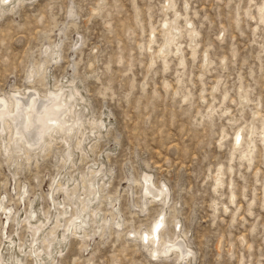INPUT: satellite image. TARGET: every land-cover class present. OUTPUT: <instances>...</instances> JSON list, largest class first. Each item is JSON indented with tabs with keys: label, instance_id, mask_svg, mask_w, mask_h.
Segmentation results:
<instances>
[{
	"label": "rangeland",
	"instance_id": "obj_1",
	"mask_svg": "<svg viewBox=\"0 0 264 264\" xmlns=\"http://www.w3.org/2000/svg\"><path fill=\"white\" fill-rule=\"evenodd\" d=\"M1 4L0 95L69 90L72 81L81 130L98 135L63 169L56 156L66 151L64 140L17 166L0 145V200L14 208L8 219L0 210L1 251L6 235L21 245L35 236L24 222L32 221L30 200L44 211L77 206L57 186L60 170L79 180L93 167L84 180L97 169L107 174L97 203L108 222L100 228L97 217L81 237L56 229L69 236L60 253L58 242L46 245L53 234L36 236L52 250L46 264H264V0ZM238 129L242 140L233 148ZM145 173L168 186L166 203L143 202ZM162 208L165 236L184 232L191 260L151 257L130 234ZM34 262L24 255V264Z\"/></svg>",
	"mask_w": 264,
	"mask_h": 264
},
{
	"label": "bare ground",
	"instance_id": "obj_2",
	"mask_svg": "<svg viewBox=\"0 0 264 264\" xmlns=\"http://www.w3.org/2000/svg\"><path fill=\"white\" fill-rule=\"evenodd\" d=\"M16 1L1 0V5L12 4ZM70 84L71 89L69 90L60 87V91L50 90L48 94H40L35 89L27 88L26 91H12L9 97L0 95V145L3 150L10 151L8 154L10 153L11 163L14 162L17 166L20 163L18 160L24 159L27 162L37 160L39 154L47 155L54 145L53 142L57 140H64L66 144V151L56 156L57 161L62 162L61 169L66 165L70 167L76 164L75 149L85 155L91 137L96 139L98 135L95 132L88 135V130H81L85 119L84 114L80 112L81 108H77L79 97L75 95L79 91L72 81H70ZM102 126H106L105 121L102 122ZM74 140L76 146L71 145ZM241 140L242 131L238 129L232 137L233 148L240 146ZM14 147L18 149L13 151ZM92 171H94L93 167H88V171L81 174L79 180H77V176H69L66 170H60L57 186L64 192L72 194V197L76 199L78 207H74L73 210L72 207L69 208L64 203H57L58 207H53L52 211H44L42 208H36L33 201L28 202L30 209L27 212L32 221L25 220L24 222L28 227H32L33 231H36L34 232L35 236L28 244L21 245L13 237L6 235L5 249L4 251L0 250V264H24L26 253L34 258V264H46L47 259L52 255V250H46L36 236L40 238L39 235H45L46 232L53 234L54 238L46 245L51 247L50 245L58 242L60 247H58L57 253H60L62 243H64L68 234L56 233V229L65 228V231H70V233L75 231L76 236L81 237V232L85 231L87 224L94 223L97 217L98 221H102L97 223V226L100 228L104 226V222L108 219L99 216L97 190L101 182L106 179L107 174L97 169L98 175L95 178L91 177L84 180L85 176ZM218 176H216V181H219ZM140 183V197L143 202L155 198L164 204L170 199L168 186L164 182L155 185L150 174H143ZM79 184L81 187H79ZM81 188L85 190L84 197H81ZM26 192L24 186L22 194L26 195ZM51 199L54 202V198L51 197ZM1 209L5 211L8 219L14 208L4 205V202L0 200ZM64 216L66 217L64 218ZM164 217L165 211L162 208L152 218L146 229L130 234L133 237L137 235L136 237L151 257H168L172 254L175 262L183 261L186 258L191 260L194 251L185 241V233L180 230L175 232V230H178L175 229L173 237L165 236ZM13 219H16V216ZM177 223L178 221H176V226ZM114 226L120 227L119 219H116ZM87 233L90 234V228H88ZM79 240L84 241V244H80L81 247L87 246L86 238ZM44 241L47 243L48 240ZM48 264H50V260Z\"/></svg>",
	"mask_w": 264,
	"mask_h": 264
}]
</instances>
